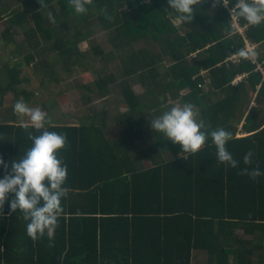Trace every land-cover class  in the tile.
I'll return each mask as SVG.
<instances>
[{
    "label": "trees",
    "instance_id": "obj_1",
    "mask_svg": "<svg viewBox=\"0 0 264 264\" xmlns=\"http://www.w3.org/2000/svg\"><path fill=\"white\" fill-rule=\"evenodd\" d=\"M1 3L0 18L6 16L9 25L0 33L2 47L17 45L18 28L31 51L1 67L0 106L11 109L20 95L31 96L18 89L26 80L24 66L40 65L55 83L58 65L66 72V65L87 68L92 56L79 44L89 42L91 32H105L111 46L125 52L124 65L118 85L114 74L94 82L97 97L117 87L126 110L114 120L126 122L132 139L154 135L155 141L132 158L127 138L105 134V112L99 122L96 114L78 125L49 122V130L65 133L68 142L60 153L68 165V192L59 225L51 243L47 235L33 240L23 214L10 212L5 202L0 264H264V176L253 180L240 173L249 149L255 153L252 166L264 169V22L249 25L238 18V33L229 12L237 0L215 7L201 0L191 23L178 25L167 0H91L86 14H75L69 0ZM81 22L88 24L84 30ZM245 41L258 45L255 62L241 55L247 53ZM91 50L105 54L98 46ZM132 78L141 93L132 89ZM93 85L85 88L94 93ZM185 102L212 128L232 133L226 146L240 161L237 168L217 160L210 140L191 153L150 129L154 117ZM13 117L0 121V157L6 162L20 159L32 144L29 134H39ZM241 122L245 135L237 137ZM8 171L0 166V176Z\"/></svg>",
    "mask_w": 264,
    "mask_h": 264
},
{
    "label": "clouds",
    "instance_id": "obj_2",
    "mask_svg": "<svg viewBox=\"0 0 264 264\" xmlns=\"http://www.w3.org/2000/svg\"><path fill=\"white\" fill-rule=\"evenodd\" d=\"M201 0H167L170 14H175L178 22L191 23L194 12ZM75 14H86L91 0H69ZM212 5H228V0H212ZM231 15L243 20L249 25L264 22V5L237 0L230 9ZM49 20L55 23L51 11L47 13ZM111 20L110 14L105 13ZM241 55H248L242 52ZM255 56V53H252ZM14 112L27 116L30 125L39 131L32 135L31 146L20 159L5 161L0 157V166L10 170L0 176V214L3 213L5 202L10 212L19 210L27 223V233L36 240L45 235L50 243L59 225V217L63 212V200L68 192L66 180L68 165L61 156V151L68 147L67 136L63 132L49 130L50 117L40 107H32L22 97L13 105ZM21 125H28L21 121ZM150 129L157 134H163L168 141L179 144L182 151L196 153L209 140L215 146L217 160L229 167L237 168L240 164L228 150L227 144L232 139V133L224 127L212 128L201 116L196 106L185 102L163 111L150 121ZM254 150L249 149L243 156L247 167L240 169L241 175L250 179L264 176V169L254 162Z\"/></svg>",
    "mask_w": 264,
    "mask_h": 264
},
{
    "label": "rangeland",
    "instance_id": "obj_3",
    "mask_svg": "<svg viewBox=\"0 0 264 264\" xmlns=\"http://www.w3.org/2000/svg\"><path fill=\"white\" fill-rule=\"evenodd\" d=\"M0 7H3V3L0 4ZM6 19V16L5 18H0V33L9 26ZM90 19L92 20V18L88 20L90 21ZM173 23L178 25L177 20H173ZM87 25L81 22L79 27L84 30ZM13 31L14 40L17 45L2 47V42L0 41V69L5 62L14 64L17 61H23L24 56L31 51L25 42L24 33L18 28H14ZM108 39V33L91 32L90 41L80 43L79 49L81 52H88L93 60L91 59L87 68H76L72 65H66L71 68L70 72H66L62 68L63 65L56 66L57 83L48 80L44 69L40 65L31 64L24 66L21 76L26 80L18 86V89L26 91L31 96L25 100V96L20 95L18 99L22 97L30 106H38L45 110L49 117H51L49 122L53 124H79L87 122L93 114L97 115L95 120L99 122L101 114L105 112L106 124L104 132L108 136V120H114L113 117L116 114L119 115L126 110L123 97L117 87L113 88L114 90L110 95L98 98L97 89L93 85L98 78L107 76L108 74L118 76L119 81L117 85L122 79L119 75H122L121 68L124 65L122 56L125 55V52L114 49ZM92 46H98L105 54L103 56L93 54L91 50ZM124 49L130 50L127 47ZM136 49H138L137 45L134 46L133 50ZM246 49L250 50L247 44H245V51ZM130 81L132 82L131 86L134 92L136 94L141 93L142 87L137 80L132 78ZM89 84L93 85L92 89L94 93L89 92L85 88ZM88 96L91 97L90 101L87 100ZM10 107L11 105L7 103L0 106V121L13 120V116L15 115L18 122L23 121L30 124L27 116H20L14 112L13 108L10 109ZM121 129L125 131L126 127L123 126ZM153 142V138H146L143 142L136 144L140 147H147L153 144ZM129 149L132 153H136L138 147L131 145ZM237 233H240V231H237Z\"/></svg>",
    "mask_w": 264,
    "mask_h": 264
},
{
    "label": "crops",
    "instance_id": "obj_4",
    "mask_svg": "<svg viewBox=\"0 0 264 264\" xmlns=\"http://www.w3.org/2000/svg\"><path fill=\"white\" fill-rule=\"evenodd\" d=\"M253 3H255V4H262L263 5V1L262 0H254ZM242 32H243V29H242ZM245 43L247 44L248 42L245 41ZM253 45H255L256 46V49H257V46L258 45L257 44H253ZM254 53L256 54L255 51H254ZM235 58H236V56H234L232 59H235ZM254 98H255V95H254ZM254 98H253L252 103L249 106V109L251 108V106H253L255 104ZM115 116H117V114ZM242 123L243 122H241L238 125V133L236 135L237 137H241V136H244L245 135V134H241V132H240L241 131ZM25 124H29V123H25ZM72 125H78V124H72ZM123 126L126 127L125 131L121 129V128H123ZM131 133H132V131L129 130V127L126 124V122H122V121L116 122L115 120H108V138L109 139H117V138H124V137L127 138V141H125L126 150L131 155L132 158H136L139 155V151L141 149H144L145 148L144 146H141V147L138 146L136 143H141L146 138H153L154 139V135H151V136L147 135L144 138H137V139L134 140L130 136ZM154 141H155V139H154ZM131 145H136L138 147V150H137L136 153H132V151L129 149V146H131ZM141 164L148 165L149 162L147 160H142L141 161ZM246 238H251V237L250 236H246ZM261 249L264 251V242L262 243V248ZM230 264H231V261H230Z\"/></svg>",
    "mask_w": 264,
    "mask_h": 264
},
{
    "label": "built area",
    "instance_id": "obj_5",
    "mask_svg": "<svg viewBox=\"0 0 264 264\" xmlns=\"http://www.w3.org/2000/svg\"><path fill=\"white\" fill-rule=\"evenodd\" d=\"M229 12L231 15L230 9ZM231 17H232V26L238 33L242 34V28L239 26L238 18L235 15H231ZM247 45L248 47H250V50L246 49V52L249 54L250 59L255 62V56H253L252 53H254L256 46L250 43H247ZM238 78L240 79V77ZM238 78L235 79L234 83H236L239 80Z\"/></svg>",
    "mask_w": 264,
    "mask_h": 264
}]
</instances>
